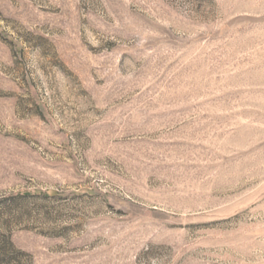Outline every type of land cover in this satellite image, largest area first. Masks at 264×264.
Segmentation results:
<instances>
[{
	"label": "rangeland",
	"instance_id": "rangeland-1",
	"mask_svg": "<svg viewBox=\"0 0 264 264\" xmlns=\"http://www.w3.org/2000/svg\"><path fill=\"white\" fill-rule=\"evenodd\" d=\"M0 264H264V0H0Z\"/></svg>",
	"mask_w": 264,
	"mask_h": 264
},
{
	"label": "trees",
	"instance_id": "trees-1",
	"mask_svg": "<svg viewBox=\"0 0 264 264\" xmlns=\"http://www.w3.org/2000/svg\"><path fill=\"white\" fill-rule=\"evenodd\" d=\"M12 247H13V245L11 244V242L8 239H6L3 242V246L0 249V251H2V253L4 252L3 254H5V253L9 252L10 248H12Z\"/></svg>",
	"mask_w": 264,
	"mask_h": 264
}]
</instances>
